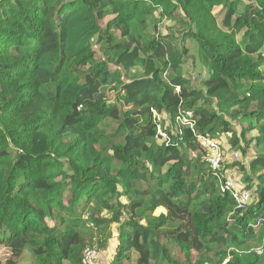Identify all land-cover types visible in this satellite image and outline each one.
Here are the masks:
<instances>
[{
	"label": "trees",
	"instance_id": "obj_1",
	"mask_svg": "<svg viewBox=\"0 0 264 264\" xmlns=\"http://www.w3.org/2000/svg\"><path fill=\"white\" fill-rule=\"evenodd\" d=\"M223 135L246 166L211 169ZM115 233L112 264H264V0H0V248L82 264Z\"/></svg>",
	"mask_w": 264,
	"mask_h": 264
},
{
	"label": "rangeland",
	"instance_id": "obj_2",
	"mask_svg": "<svg viewBox=\"0 0 264 264\" xmlns=\"http://www.w3.org/2000/svg\"><path fill=\"white\" fill-rule=\"evenodd\" d=\"M159 28L163 33H168V31L172 28L173 30H175V28L173 27V24L167 20H163L160 24H159ZM179 29H182L181 27ZM185 44L189 50L188 52V56H186V61L183 64V72L184 74H191L194 78L197 77V75L199 76L198 81L207 76V72L206 70H204L199 62L196 60L197 57V44L190 38H187L185 41ZM112 66V65H111ZM113 67V66H112ZM123 74L125 76V79L131 78L132 75H140L142 73V69L140 68H133V69H129V70H122ZM197 81V85H200L199 82ZM233 126L237 129L238 133L240 132V126L236 125L235 123H233ZM228 135H223L221 136V138L218 139L219 143H220V147L223 150V153L225 154L224 159L228 162V163H233V162H239L240 164L243 165H247L248 161H249V157L248 156H244L241 153H239L238 151V157H235L233 155V152H235L236 150H233L232 148H230L229 143H228ZM251 149V155H255L257 153V149L254 146L250 147ZM226 175L233 179L235 181V185L237 187H241V173L240 171H238L237 169L231 168V169H227L226 170ZM252 193V191H251ZM250 198L253 199V195H250ZM254 200H256L254 198ZM161 210H157L156 211V215L160 212ZM116 227V225H114L112 228L114 229ZM118 236L115 233L113 238L109 241L105 251L103 252H99V257L96 261L95 264H112V261L115 257L116 254V247L118 245ZM0 258L2 259H6V258H13L18 260L17 264H33L32 262V256L30 254V252L28 250H20V251H12L9 250L7 248H0ZM186 264V261L185 263Z\"/></svg>",
	"mask_w": 264,
	"mask_h": 264
},
{
	"label": "built area",
	"instance_id": "obj_3",
	"mask_svg": "<svg viewBox=\"0 0 264 264\" xmlns=\"http://www.w3.org/2000/svg\"><path fill=\"white\" fill-rule=\"evenodd\" d=\"M192 117V112H185L179 114L175 118V124L177 125H189L191 127L190 118ZM158 134L164 137V134L158 127ZM198 143L200 148L204 149L206 152V161L210 165L211 169L214 171H219L222 169V162L224 159V153L221 149V145L217 139L206 137V136H198ZM235 157H238V152H233ZM219 179V187L221 191L228 192L237 202L239 207H244L250 198V193L248 190L241 189L235 185V181L229 178L227 175L222 173ZM258 253H261V248L257 249ZM97 260V251L95 248L87 247L82 256V264H95ZM227 261V260H226Z\"/></svg>",
	"mask_w": 264,
	"mask_h": 264
},
{
	"label": "crops",
	"instance_id": "obj_4",
	"mask_svg": "<svg viewBox=\"0 0 264 264\" xmlns=\"http://www.w3.org/2000/svg\"><path fill=\"white\" fill-rule=\"evenodd\" d=\"M157 210H161L160 212H164V210L161 209V208H159V209H157ZM157 210H156V211H157ZM156 211H155V213H156ZM160 212H159V213H160ZM155 213H154V214H155ZM159 213H158V214H159ZM158 214H157V215H158ZM155 215H156V214H155Z\"/></svg>",
	"mask_w": 264,
	"mask_h": 264
}]
</instances>
